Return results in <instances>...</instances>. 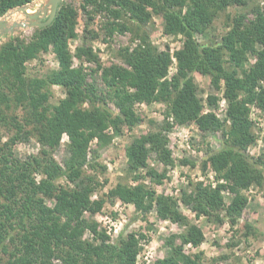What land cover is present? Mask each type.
I'll list each match as a JSON object with an SVG mask.
<instances>
[{
  "label": "trees",
  "instance_id": "obj_1",
  "mask_svg": "<svg viewBox=\"0 0 264 264\" xmlns=\"http://www.w3.org/2000/svg\"><path fill=\"white\" fill-rule=\"evenodd\" d=\"M31 1L0 0V16ZM247 3L82 0L80 9L88 17L87 24L95 12L107 11L112 21L105 24L106 34L130 30L141 38L132 49L116 51L122 64L104 66L87 35L74 53L70 51V40L78 36L79 10L66 1L60 3L52 23L35 27L29 39L16 35L0 45V126L14 129L0 143V264H137V235L145 234L121 232L111 240L92 217L102 210L106 199H93L98 182L87 172V167L97 165L98 153L91 151L94 141L98 148L105 147L126 127L131 130L142 122L137 103L164 102L167 115L177 122H195L205 133L222 131V146L211 150L207 158L216 173V184L192 182L190 190H181L179 199L197 216L227 221L232 227L238 224L248 205L244 190L264 184V153L253 156L248 152L257 137L250 106L264 112V4L255 6L252 16L248 12L228 15L220 42L214 38L200 42L198 37L208 36L214 20L229 7ZM154 15L163 18L166 34L182 36V44L173 54L151 41L145 26ZM49 50L59 66L42 76L28 74L26 63ZM173 57L177 70L169 76ZM85 62L96 67L88 72ZM196 73L209 76L211 86L223 91L228 102L224 117L204 111L205 106L216 107L220 97L213 92L202 97ZM54 85L65 96L52 105ZM168 129L169 122L164 121L133 138L126 146L127 172L136 183L119 182L106 195L112 202L119 199L133 204L142 215L156 209L161 218L184 226L178 236L167 238V255L154 264H220L224 256L204 261L202 253L184 252V244L198 246L204 241L202 228L188 219L177 199L158 195L142 182L146 176L156 182L165 176L148 160L155 153L161 162L171 163ZM64 134L69 142L61 163L54 152ZM31 138L40 144L39 152L18 156L15 143ZM225 190L232 195L229 201ZM244 228V235L254 229L251 224Z\"/></svg>",
  "mask_w": 264,
  "mask_h": 264
},
{
  "label": "rangeland",
  "instance_id": "obj_2",
  "mask_svg": "<svg viewBox=\"0 0 264 264\" xmlns=\"http://www.w3.org/2000/svg\"><path fill=\"white\" fill-rule=\"evenodd\" d=\"M62 1L73 4L79 10V20L76 26L78 36L70 40V51L72 53H74L75 47L84 40V36L87 35L88 42L98 52L104 66L113 62L122 64V61L116 57V51L122 47H130L132 49L141 42V38L134 35L130 30H116L111 35L106 34L105 24L108 21H112V17L107 11L97 14L95 12L94 18L87 24L88 17L80 9L82 0ZM44 2L45 0H32L29 2L31 5L28 11L34 12ZM262 4H264V0H248L245 6L229 7L214 20L208 31V36L200 35L198 37L200 42H206L210 38L220 42L221 36L227 30L225 24L228 15L234 16L239 12H248L252 16V9ZM7 12L6 19L10 22L26 18L19 11L9 9ZM132 27L135 28L133 25ZM34 28L20 29L14 34L0 37V45L16 35L29 39ZM145 28L150 32L152 43L161 50H168L173 54L182 44L181 35H168L164 32V20L161 16L154 15ZM78 64L79 60L74 58V65ZM58 66L56 55L52 50L44 52L40 57L26 63L28 74L37 76H42ZM84 66L88 72L96 67L95 64L89 62H85ZM176 70L177 60L173 57L169 76L176 73ZM195 77L202 97L205 98L210 92L220 97L216 107L205 106L204 111L213 110L219 117H224L228 110V102L223 96V91H216L211 86L209 76L196 73ZM64 96L65 93L61 87L57 85L51 87L50 103L52 105L56 104ZM138 104H136V111L142 117L140 124L131 130L126 127L124 133L115 136L105 147L98 148L95 141L91 145L92 153L94 149L98 153V157L95 160V164H97L95 168L87 167V172L95 175L98 182V188L92 197L93 199L100 197L106 199L102 210L92 215V217L99 222L101 228L108 229L111 226V235L107 233L112 241H115L121 232L124 235L130 232L145 234L143 237L137 235L139 253L136 261L138 264H154L157 260L163 259L167 255L169 249L166 244L167 238L172 235L178 236L183 232L184 226L182 224L161 218L157 214L156 209L142 215L133 204L124 203L119 199L112 202L106 195L108 190L119 182L136 183L132 179V175L127 172L126 146L134 137L145 134L167 121L169 122V129L165 131V134L167 136V147L171 152V163L165 164L161 162L156 154L153 153L148 160L149 165L156 168L160 173H164L165 176L160 182H156L151 177L146 176L142 182L153 187L158 195L171 196L177 199L182 212L188 219L202 228L205 234L204 241L198 246L188 243L184 244V252L192 255L202 253L204 261L224 256L220 260V264H264V184L262 186H251L249 189L244 190L248 197V205L239 218L238 224L233 227L227 221L221 223L209 219L205 215L197 216L195 211L180 201L181 190H190L192 182L204 181L207 184H216V173L207 162V158L211 150H216L222 146V131L205 133L198 129L195 122L179 123L173 116L167 115V105L164 102L145 103L144 106ZM111 107L114 108L112 104ZM250 107L253 130L257 137L255 142L249 146L248 152L253 156H260L264 153V112L254 104ZM13 133L14 129L12 127L0 126V143L6 142ZM68 142V136L64 134L60 146L54 152L56 159L61 163L62 158L66 155ZM39 150L40 144L34 138L29 141L16 142L14 145V152L21 157L36 154ZM145 171L143 169L141 173L145 174ZM224 193L226 200L229 201L232 195L228 190H225ZM87 215L89 216V213ZM246 224H251L254 227L248 235H244ZM86 237L90 238L88 233H86ZM176 242L180 243L179 237L176 238ZM3 257L7 258V255H3Z\"/></svg>",
  "mask_w": 264,
  "mask_h": 264
},
{
  "label": "water",
  "instance_id": "obj_3",
  "mask_svg": "<svg viewBox=\"0 0 264 264\" xmlns=\"http://www.w3.org/2000/svg\"><path fill=\"white\" fill-rule=\"evenodd\" d=\"M62 0H45L43 5L34 12H29L30 3L11 8L13 11L23 13L26 18L19 21L10 22L6 19V12L0 17V37L11 35L18 32L20 29L29 27H44L52 23L54 20L58 7Z\"/></svg>",
  "mask_w": 264,
  "mask_h": 264
},
{
  "label": "built area",
  "instance_id": "obj_4",
  "mask_svg": "<svg viewBox=\"0 0 264 264\" xmlns=\"http://www.w3.org/2000/svg\"><path fill=\"white\" fill-rule=\"evenodd\" d=\"M139 104H141L142 106H144L145 105V103H139ZM138 104V105H139ZM112 131V130H111ZM107 229V228H106ZM111 230H112V228H111V226L107 229V232L111 235ZM146 258V257H145ZM147 259V258H146ZM147 261L149 262V260L147 259ZM137 264H138V262H137Z\"/></svg>",
  "mask_w": 264,
  "mask_h": 264
}]
</instances>
